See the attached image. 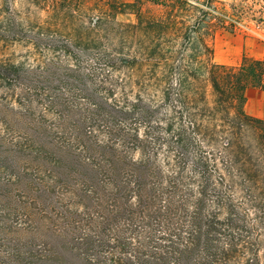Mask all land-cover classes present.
I'll use <instances>...</instances> for the list:
<instances>
[{
    "label": "trees",
    "instance_id": "16d2710c",
    "mask_svg": "<svg viewBox=\"0 0 264 264\" xmlns=\"http://www.w3.org/2000/svg\"><path fill=\"white\" fill-rule=\"evenodd\" d=\"M64 1L0 0V37L67 57L0 60V264H264V60L211 45L264 30V0Z\"/></svg>",
    "mask_w": 264,
    "mask_h": 264
},
{
    "label": "rangeland",
    "instance_id": "374dc122",
    "mask_svg": "<svg viewBox=\"0 0 264 264\" xmlns=\"http://www.w3.org/2000/svg\"><path fill=\"white\" fill-rule=\"evenodd\" d=\"M217 1L230 2L232 0ZM64 5H68V3L64 1ZM69 5L75 7L78 6L75 0L71 1ZM14 7L20 12V19L23 22L32 20L35 16L39 17L40 19H44L46 17L45 11L35 9V7L27 3L26 0H14ZM27 7H30L31 11L34 14H25ZM94 18L95 16H93V18L90 17V19H86V21L83 22V26L93 27V32L91 33L92 37L99 38L101 35H106L101 29H94L98 27L97 24L94 25ZM116 20L127 21L128 18L125 16H117ZM109 37L106 39L102 38L101 40L106 41V44L109 43V41L110 43H114L116 41V36L111 35ZM115 45H117V43ZM211 45L213 48L212 58L216 63L238 64L244 56L264 60V30L257 29L256 27H252L250 29L242 27V29L237 32H230L225 29H217L215 30L211 38ZM106 47H111V45H108ZM55 57H58L57 59L61 61H65V59H67V57L62 55V53H58L55 51H45L44 53L39 54L38 51L34 49L30 41L10 40L5 39L4 37H0V60L5 63L24 64L26 67H35L38 63H40V61H49L50 59L55 60ZM67 63L72 64L73 61L69 59ZM105 70L100 68L97 70L95 81H97V78H99L100 72H104ZM110 73L116 76V74H118L119 72H112V70H110ZM203 87L205 90L206 100L209 104H211L212 100L214 99L211 86L208 84V82H205L203 84ZM59 91L60 92L58 93L62 94V96H64V99L71 105L81 106V104H85L86 102L85 99H82L83 95L76 91V89L74 91L61 87ZM13 106H16V102H13ZM244 111L250 116L262 119L264 118V89L248 88L246 90ZM48 117L50 119H54L55 116L54 114L50 113ZM139 131L141 132L142 129L140 128Z\"/></svg>",
    "mask_w": 264,
    "mask_h": 264
}]
</instances>
